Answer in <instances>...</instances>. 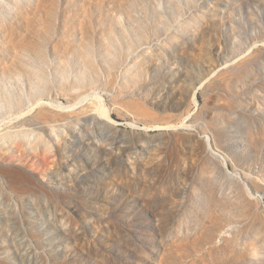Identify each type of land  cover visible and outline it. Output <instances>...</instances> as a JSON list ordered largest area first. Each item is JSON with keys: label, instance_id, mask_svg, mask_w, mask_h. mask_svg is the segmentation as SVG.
Masks as SVG:
<instances>
[{"label": "rangeland", "instance_id": "374dc122", "mask_svg": "<svg viewBox=\"0 0 264 264\" xmlns=\"http://www.w3.org/2000/svg\"><path fill=\"white\" fill-rule=\"evenodd\" d=\"M0 264H264V0H0Z\"/></svg>", "mask_w": 264, "mask_h": 264}, {"label": "bare ground", "instance_id": "6f19581e", "mask_svg": "<svg viewBox=\"0 0 264 264\" xmlns=\"http://www.w3.org/2000/svg\"><path fill=\"white\" fill-rule=\"evenodd\" d=\"M85 97H87V96H85ZM82 98H83V97H82ZM86 100H87V99H86ZM86 100H85V99H84L83 101H82V100H79V102L82 101V102L84 103ZM88 100H89V99H88ZM42 102H43V101H42ZM79 102H78L77 104H78V105H81V104H79ZM82 102H80V103H82ZM49 103H50V101H49ZM49 103H48V104H49ZM50 104H51V103H50ZM53 105H55V104H53ZM78 105H77V106H78ZM73 106H75V105H73ZM75 107H76V106H75Z\"/></svg>", "mask_w": 264, "mask_h": 264}]
</instances>
